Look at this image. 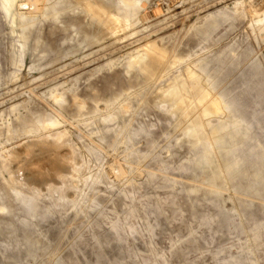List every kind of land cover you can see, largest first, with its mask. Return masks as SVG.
Here are the masks:
<instances>
[{
    "label": "rangeland",
    "instance_id": "374dc122",
    "mask_svg": "<svg viewBox=\"0 0 264 264\" xmlns=\"http://www.w3.org/2000/svg\"><path fill=\"white\" fill-rule=\"evenodd\" d=\"M0 190V264L24 252L17 190L54 204L22 264H264V0H0ZM220 199L245 231L205 244Z\"/></svg>",
    "mask_w": 264,
    "mask_h": 264
},
{
    "label": "bare ground",
    "instance_id": "6f19581e",
    "mask_svg": "<svg viewBox=\"0 0 264 264\" xmlns=\"http://www.w3.org/2000/svg\"><path fill=\"white\" fill-rule=\"evenodd\" d=\"M89 7L93 11V14L96 18L100 20L104 19V15L106 13L105 9H103L100 6L94 5L92 3L89 5ZM3 8H4V12L8 13V8L6 7V5H4ZM106 21L108 25L109 23L112 22L110 17H108ZM27 41H28V35H27V32H25L22 35V43H21V47L24 50L23 52H25ZM151 55H152L153 63H157L163 58V56L160 53L155 52V51L151 52ZM23 58H24V53H22L19 61H21ZM142 59H144L143 56L141 57V60ZM144 71L147 74L152 75L154 73L153 65L145 66ZM224 107L229 108V102H225ZM261 113H263V111H261ZM253 114L257 118L258 115L260 114V111L256 110L254 111ZM243 122H244L243 118H241V116H238V120L235 123L236 133L242 132L243 124H244ZM248 127L250 126L248 125ZM130 135L131 134H128V136ZM243 148H244L243 143L232 144L231 148H229V153L233 155V159L230 163L229 169L240 170V167L242 166L243 155H244ZM208 150L209 148L205 147L204 152L201 155H199V157L196 160L198 162L206 161L208 159V152H209ZM254 165L257 166L258 162H255ZM257 178H258L257 176L254 177L253 183L258 181ZM13 196L20 206V215L18 219L22 224L28 225L29 229L23 235L21 239H18L16 241V247L17 248L21 246L24 247V252L18 251L16 254L10 257L8 262L5 264H22L23 259L26 256L30 255L35 250V248H37V245H38V242L34 238V235L37 233V227H35L33 223L34 219L36 218L45 219L47 216L52 214L54 204L51 203L47 205L45 208L40 209L39 207H37V202H36L37 196L35 195H27V194L22 193L21 190H17L13 193ZM60 200L62 201L64 200L63 196H60ZM213 205L216 209V212L214 213L204 212L202 216L207 221V224L209 226V231L207 235L204 238H202L203 243L208 244V243L214 242L216 241L217 236H225L226 234L241 235L245 231L244 221H243L242 216L241 217L239 216V218H236L235 215L231 214L230 205H228L225 200H222V199L215 200ZM10 209H11L10 204H8V202L5 200L4 194L0 190V211H9ZM125 222H127V219L113 222L112 226L116 234L120 235V231L122 229V226L125 224ZM262 229H264V221H254L250 227V231L252 232V235L254 238H257V236L259 235ZM128 231L139 233L137 226L134 224L128 225ZM190 236H193L192 232L190 233ZM131 257L134 258V256L131 254L130 251L120 249L118 251V257H115L114 260L112 259L110 261V264H126L125 262L127 261L126 259H129ZM246 261H251V258L248 256L246 258ZM69 264H77V262H71ZM82 264H103V258L100 256H96L93 259L86 258Z\"/></svg>",
    "mask_w": 264,
    "mask_h": 264
}]
</instances>
